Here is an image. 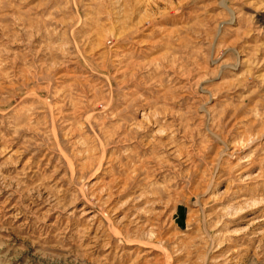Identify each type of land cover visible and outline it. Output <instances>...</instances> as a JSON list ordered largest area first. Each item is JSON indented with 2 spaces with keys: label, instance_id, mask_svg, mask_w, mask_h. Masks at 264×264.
Returning <instances> with one entry per match:
<instances>
[{
  "label": "rangeland",
  "instance_id": "374dc122",
  "mask_svg": "<svg viewBox=\"0 0 264 264\" xmlns=\"http://www.w3.org/2000/svg\"><path fill=\"white\" fill-rule=\"evenodd\" d=\"M0 264H264V0H0Z\"/></svg>",
  "mask_w": 264,
  "mask_h": 264
}]
</instances>
